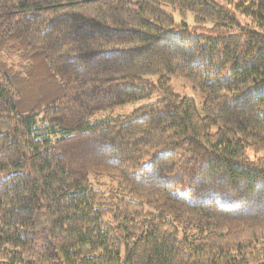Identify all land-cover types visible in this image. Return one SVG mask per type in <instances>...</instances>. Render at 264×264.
Listing matches in <instances>:
<instances>
[{
    "label": "trees",
    "instance_id": "obj_1",
    "mask_svg": "<svg viewBox=\"0 0 264 264\" xmlns=\"http://www.w3.org/2000/svg\"><path fill=\"white\" fill-rule=\"evenodd\" d=\"M0 264H264V0H0Z\"/></svg>",
    "mask_w": 264,
    "mask_h": 264
},
{
    "label": "rangeland",
    "instance_id": "obj_2",
    "mask_svg": "<svg viewBox=\"0 0 264 264\" xmlns=\"http://www.w3.org/2000/svg\"><path fill=\"white\" fill-rule=\"evenodd\" d=\"M174 17L177 22L184 21L189 26H192L195 23L193 16L190 14L183 17L179 13H176ZM172 87L176 94L192 99L195 102L198 109H201L203 98L201 97L200 92L196 90L194 87H192V85L189 82H187L184 79H175L172 81ZM144 103H145L144 101L133 102L121 107H117L105 114H109L110 116H114V117L128 115L132 113L134 110L139 109ZM104 180L109 181V178L105 176Z\"/></svg>",
    "mask_w": 264,
    "mask_h": 264
}]
</instances>
